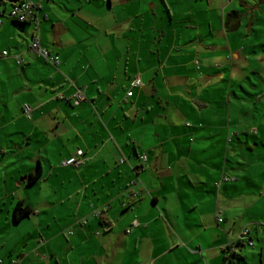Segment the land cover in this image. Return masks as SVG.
Segmentation results:
<instances>
[{"label": "crops", "instance_id": "obj_1", "mask_svg": "<svg viewBox=\"0 0 264 264\" xmlns=\"http://www.w3.org/2000/svg\"><path fill=\"white\" fill-rule=\"evenodd\" d=\"M31 1L61 63L0 0V264H264V0Z\"/></svg>", "mask_w": 264, "mask_h": 264}, {"label": "built area", "instance_id": "obj_2", "mask_svg": "<svg viewBox=\"0 0 264 264\" xmlns=\"http://www.w3.org/2000/svg\"><path fill=\"white\" fill-rule=\"evenodd\" d=\"M8 18L19 24H30L35 28V35L33 37L32 43L30 45V50L32 52L38 53L42 56L46 61L52 63L54 66L58 67L61 63L59 56H53L50 52L45 50L42 47L41 36H40V26L43 20H47L48 16L42 15V7L31 0H11V6L9 10ZM2 21H0V25ZM4 56H7V52L3 53ZM21 63V60H18ZM142 86V82L139 78H135L131 82V90L127 93V98L133 96L132 90L135 88H139ZM86 97L83 91L78 90V92L73 96L74 105H79L81 102L85 101ZM32 109L29 106L24 107V113L26 116L30 118ZM142 162L145 164L147 162L146 156L141 157ZM87 162L85 158V153L79 150L76 155L65 162H63V166L65 167H75L80 168L84 166ZM227 181V179H225ZM141 193H133L130 197V201L137 199ZM93 217L100 218L102 216L101 211L95 210L92 213ZM221 222V219L218 218ZM81 226L87 224V220L83 219L79 222ZM137 225V222H135ZM72 234V233H71ZM237 244H245L247 246H253L252 240L249 238V230L245 229L237 239ZM235 250L232 249V252Z\"/></svg>", "mask_w": 264, "mask_h": 264}, {"label": "trees", "instance_id": "obj_3", "mask_svg": "<svg viewBox=\"0 0 264 264\" xmlns=\"http://www.w3.org/2000/svg\"><path fill=\"white\" fill-rule=\"evenodd\" d=\"M40 174L37 173L34 177H31V181L34 182L39 178ZM31 214V210L29 207L25 206L24 203H18L14 209V219L16 222H19L24 217H27ZM241 244H236V246H240Z\"/></svg>", "mask_w": 264, "mask_h": 264}, {"label": "rangeland", "instance_id": "obj_4", "mask_svg": "<svg viewBox=\"0 0 264 264\" xmlns=\"http://www.w3.org/2000/svg\"><path fill=\"white\" fill-rule=\"evenodd\" d=\"M119 93L122 94V95H125L126 94V90H124V88L121 86L119 87Z\"/></svg>", "mask_w": 264, "mask_h": 264}]
</instances>
